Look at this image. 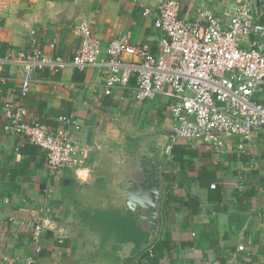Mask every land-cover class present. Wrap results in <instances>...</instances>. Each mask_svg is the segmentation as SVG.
<instances>
[{
	"label": "crops",
	"instance_id": "crops-1",
	"mask_svg": "<svg viewBox=\"0 0 264 264\" xmlns=\"http://www.w3.org/2000/svg\"><path fill=\"white\" fill-rule=\"evenodd\" d=\"M179 1L180 18L203 21L209 13L222 27L236 7V0ZM263 4L251 0L258 25L257 8L264 24ZM154 12L142 14L136 0H0V58L39 50L64 60L57 72L36 70L25 96L19 93L20 67L9 63L2 70L0 264H264V127L244 152L232 134L221 148L178 140L165 150L159 232L146 247L148 233L114 196L112 180L122 165L100 144V125L118 141L159 146L171 132L172 98L160 93L134 99V78L106 94L101 64L79 70L71 63L81 41L74 29L90 22L103 52L109 40L126 35L131 44L147 45L154 53L162 36ZM237 41L243 48H259L264 35ZM252 99L264 104V80ZM5 100L18 102L26 123L38 121L50 131L62 125L60 116L73 118L68 128L86 150L83 165L51 174L45 152L7 129ZM42 221L38 249L32 230Z\"/></svg>",
	"mask_w": 264,
	"mask_h": 264
},
{
	"label": "built area",
	"instance_id": "built-area-1",
	"mask_svg": "<svg viewBox=\"0 0 264 264\" xmlns=\"http://www.w3.org/2000/svg\"><path fill=\"white\" fill-rule=\"evenodd\" d=\"M136 1L142 14L154 12L142 0ZM180 8L179 0H163L154 12L153 24L162 33L154 53L147 45L131 44L126 35L109 40L103 52L91 23L82 21L74 29L81 41L71 63L79 70L101 64L106 94L134 78V99H153L160 93L172 98L173 124L167 153L178 140L221 148L229 134L239 137L236 148L244 152L255 132L264 127V104L252 99L258 83L264 80V46L243 48L237 37L264 35V27L256 23L251 0H236L226 27L209 13L204 14L203 21L182 19ZM9 63L21 69L19 93L25 96L36 70L57 72L64 60L39 50L11 52L0 58L1 82L5 81L3 67ZM1 109L10 132L24 135L45 152L51 174L77 170L85 162L86 150L68 128L75 123L73 118L60 116L62 125L50 131L41 122L26 123L17 101L5 100ZM40 210L46 211L44 207ZM43 231L44 221L36 222L32 238L38 249ZM57 239L62 242V235L57 234Z\"/></svg>",
	"mask_w": 264,
	"mask_h": 264
},
{
	"label": "water",
	"instance_id": "water-1",
	"mask_svg": "<svg viewBox=\"0 0 264 264\" xmlns=\"http://www.w3.org/2000/svg\"><path fill=\"white\" fill-rule=\"evenodd\" d=\"M146 1L156 8L163 0ZM256 11L259 14V26L263 27L260 9L257 8ZM105 133L102 124L98 129L100 144L106 147L108 154L119 156L115 162L122 165L117 178L112 180L114 196L133 214L136 225L148 233V242L143 244V247H146L155 240L159 232L161 199L164 192V153L170 135H163L160 147L152 146L150 155H140L133 167H129L125 164V159L130 157L125 149L127 140L121 138L116 142L112 136Z\"/></svg>",
	"mask_w": 264,
	"mask_h": 264
},
{
	"label": "flooded vegetation",
	"instance_id": "flooded-vegetation-1",
	"mask_svg": "<svg viewBox=\"0 0 264 264\" xmlns=\"http://www.w3.org/2000/svg\"><path fill=\"white\" fill-rule=\"evenodd\" d=\"M114 141H118L113 138ZM156 147H160L156 146ZM125 149L127 153H129L130 157L125 159V164L129 167H133V165L138 161L140 155L142 154H151V150L153 149L152 145L150 146L147 142L143 143L142 145L137 143V141H128L126 143ZM117 156V155H116ZM119 157V156H118Z\"/></svg>",
	"mask_w": 264,
	"mask_h": 264
},
{
	"label": "trees",
	"instance_id": "trees-1",
	"mask_svg": "<svg viewBox=\"0 0 264 264\" xmlns=\"http://www.w3.org/2000/svg\"><path fill=\"white\" fill-rule=\"evenodd\" d=\"M262 7H263V10H264V4H263V6H262Z\"/></svg>",
	"mask_w": 264,
	"mask_h": 264
}]
</instances>
